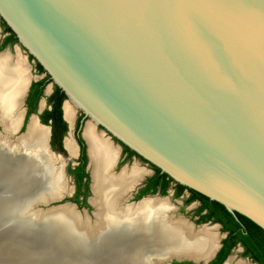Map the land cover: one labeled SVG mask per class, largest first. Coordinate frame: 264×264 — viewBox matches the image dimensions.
Returning <instances> with one entry per match:
<instances>
[{
    "label": "water",
    "instance_id": "obj_1",
    "mask_svg": "<svg viewBox=\"0 0 264 264\" xmlns=\"http://www.w3.org/2000/svg\"><path fill=\"white\" fill-rule=\"evenodd\" d=\"M0 17L51 85L64 93L62 118L65 101L75 113L80 111L71 136L77 153L65 148V136L62 145L75 159L76 136L84 142L92 218L86 211L82 217L74 203L64 200L73 187L67 186L62 155L49 143L50 126L38 117L50 83L24 123L23 102L32 80L25 69L17 107L5 120L8 129L0 124V146L27 153L28 124L35 117L37 124L48 127L45 150L62 163L68 190L54 197L39 192L31 204L37 212L34 220H44L64 205L80 218L94 220L83 135L90 124L111 144L114 138L173 182L264 230V0H0ZM116 162L109 170L113 176L127 168L126 163L115 170ZM138 183L122 194L121 204L145 198L131 200ZM220 245L219 239L204 258L169 256L161 262L174 258L206 264Z\"/></svg>",
    "mask_w": 264,
    "mask_h": 264
},
{
    "label": "bare ground",
    "instance_id": "obj_2",
    "mask_svg": "<svg viewBox=\"0 0 264 264\" xmlns=\"http://www.w3.org/2000/svg\"><path fill=\"white\" fill-rule=\"evenodd\" d=\"M24 79L22 65H10L4 56H0V124L4 130L8 129L5 120L12 117L9 111L17 107V96ZM63 114L69 125L64 146L71 155H75L78 148L71 137L75 112L68 101L63 104ZM48 135V127L37 124L35 117H32L27 134L31 141L24 146L27 153L15 156V150L0 146V181L12 186L16 197H12L15 200L9 204L11 206H6L11 198H0V214L4 216L8 210L9 214L18 211L20 215L29 216L26 223L17 225L29 240L38 234L27 226V222L30 224V218L37 214L31 209V204L37 196L26 198L25 195L35 189L40 167L48 176L44 194L54 197L66 192L61 174L62 163L45 150ZM83 135L88 143L90 156L94 193L91 203L96 207L95 218L93 221L80 218L69 205L53 209L44 219L48 229L45 238L52 237L51 239L55 240L53 245L57 248H66V245L71 244L64 252L70 251V248L78 251L81 255L79 264H88L89 253L97 250L100 253L107 250L110 260L106 264H153L154 258H159L158 262L161 263L162 258L169 256H189L197 259L204 258L209 252L213 253L219 241L216 226L203 225L193 229L181 218L172 219L168 213L174 207L166 196L121 204L122 194L141 180L144 169L133 165L129 169H121L113 176L109 170L117 158L116 148L90 124L85 126ZM7 200L9 201L6 204ZM82 246L83 249L80 250ZM240 259L229 255L223 264H247L245 260Z\"/></svg>",
    "mask_w": 264,
    "mask_h": 264
},
{
    "label": "flooded vegetation",
    "instance_id": "obj_3",
    "mask_svg": "<svg viewBox=\"0 0 264 264\" xmlns=\"http://www.w3.org/2000/svg\"><path fill=\"white\" fill-rule=\"evenodd\" d=\"M0 56H4L7 59V61L10 63V65H16V64L22 65L24 67V75H25V69L26 70L28 69L29 74L32 76V80H31L30 85L26 91V94L24 97V102H23V106L26 108V114L24 117V123H25L27 121L29 115L31 113L36 112V108L38 106L40 98L44 95V90L46 89V86L50 83V80L48 78V75L44 71L39 70L38 63L35 60H33L31 55H29L27 53V51L19 44L14 33L5 24V22L1 19V17H0ZM40 80H43L44 83L43 84L40 83V84L36 85V82H38ZM38 87H42V95L38 98L35 110L32 112H28L30 105L32 104L33 100L35 99V97L37 95ZM53 91H54V85L52 84L51 88L50 89L48 88L46 90L47 94L44 95V97H45L44 106L45 107L43 106L44 108H42L41 112L45 108H49L48 98L53 93ZM40 113H38V117H39ZM39 120H40V117H39ZM73 124H74V122H73ZM75 126H76V123H75ZM50 134H51V131H50ZM111 139H112V146L115 147L117 152L119 153V155L117 156L116 165L114 167L115 170L120 169L126 163H127V169H129L133 165H137V167L144 169V174L140 178L141 180H139V183L137 184L136 189L133 192V196H132L131 200H138L142 197H145V198L164 197L165 194L167 192H169V190H170V196L171 197L169 198L167 195L166 196L168 197V200L173 207H174L173 201H175L176 198H182L181 205L177 206L178 212H176V213L175 212H173V213L169 212L170 217H172V219L184 218L183 220H185L186 222L194 223L195 225L200 224V223H206V222L217 223V222H212L210 220L200 221V216L205 212V210H202L199 213L197 212V209H198L199 204H200L197 199H192L190 201H186L189 197V192L187 190H182L179 194H176L177 191L179 190V188L175 182H172V181L169 182L168 186L165 188V193H163L164 183H163L162 179L159 178L156 181V183L150 182V178L153 177V175L155 174V170L152 167V165L147 163L145 160H143L142 158H140L136 154L130 153V151L126 150L124 148V146L121 143H119L117 140H115L114 138H111ZM115 142L118 143V145L115 144ZM78 157H79V151H78L77 158H75V161H73V162H75V164L70 165V167L74 168L76 165L79 164L78 163ZM65 171H66V175L71 178V184H72L73 189H72L70 195L66 196L64 198V200H68V201L74 203L76 209L79 211V213L82 217L84 216V211H86L88 213V215L91 216L90 218H92L91 211L93 210V207L87 201V198L90 195V192H89L90 177H89V174L86 170V164L83 168V172L87 173V178H86V176L83 175L81 177L79 183L76 182L74 173L68 172L67 169ZM182 206H187V207L189 206L190 207V210L188 211L189 214H187V215L180 214V209L182 208ZM198 227H201V226H198ZM198 227H195V228L192 227V228L196 229ZM220 231H221V225H220ZM221 232H223V231H221ZM223 233H226V232H223ZM224 237H222L220 239V242ZM237 245H239V243ZM232 249H231V251H232ZM231 251H230V253H231ZM242 251H243V248H242ZM230 253L228 255H230ZM216 254H217V252H216ZM216 254L206 264H214V263H212V261L216 258ZM239 257L242 258L243 261L245 260L244 262H246L247 264H252V263L258 264V262L254 261L251 257L242 255V252L239 254ZM158 259L159 258H154L153 264H161L162 262L161 263L158 262L159 261ZM162 264H164V263H162ZM169 264H203V263L202 262L194 263V262L188 261V260L177 261L176 259L173 258L170 260Z\"/></svg>",
    "mask_w": 264,
    "mask_h": 264
},
{
    "label": "trees",
    "instance_id": "obj_4",
    "mask_svg": "<svg viewBox=\"0 0 264 264\" xmlns=\"http://www.w3.org/2000/svg\"><path fill=\"white\" fill-rule=\"evenodd\" d=\"M40 71H43L42 67L38 64ZM44 83L43 80L36 82V85ZM42 95V87H38L37 95L30 105L28 112H32L36 108V103L38 98ZM64 93L54 85V91L48 98L49 108H45L40 114V120L42 123L50 126V140L49 143L54 151L58 153H65V149L62 145V138L67 132V123L62 118V109L61 105L65 99ZM79 118L76 121L75 129L79 125ZM77 143L79 145V157L78 165L74 168L68 166V172L74 173L76 182L79 183L81 177L84 175L87 178V173L83 172V168L86 164L87 157L85 154V145L80 136H76ZM123 145V144H122ZM124 148L130 153L135 154L127 146L123 145ZM155 174L150 178V182L156 183L160 178L164 183L163 193H165V188L168 186L169 182L173 180L163 172L153 166ZM179 190L176 194H179L182 190H187L189 192V197L186 201L192 199H197L199 201V207L197 212L199 213L202 210L205 212L200 216V221L210 220L212 222H217L221 225V231L226 232L225 237L221 240V246L217 251L216 258L212 261L214 264H221L222 261L230 253L231 249L236 246L238 243L243 248L242 255L251 257L254 261H257L258 264H264V230L251 221L249 218L237 214L238 219L234 217L226 208L213 200H210L206 196L186 188L185 186L176 183Z\"/></svg>",
    "mask_w": 264,
    "mask_h": 264
},
{
    "label": "rangeland",
    "instance_id": "obj_5",
    "mask_svg": "<svg viewBox=\"0 0 264 264\" xmlns=\"http://www.w3.org/2000/svg\"><path fill=\"white\" fill-rule=\"evenodd\" d=\"M51 85V83H50ZM45 107V106H44ZM43 107V108H44ZM75 112V111H74ZM80 116V111L77 110L75 113V119L74 123H76L78 117ZM75 125V124H74ZM68 129V127H67ZM69 131V130H68ZM73 133V128H72ZM100 134V133H99ZM68 132H66L65 137H67ZM115 144L118 145V143L115 142ZM0 147V151H1ZM56 152V151H55ZM58 153V152H56ZM15 156H22L24 154H20L13 152ZM63 157V161L65 162V170L68 168V166L72 165L73 161L75 159L72 156H69L67 152L60 153ZM44 169L40 167L39 175H38V182L34 190H31L30 192L26 193V198H33L35 197L39 192L46 190L47 188V174H44ZM67 186L70 187L71 184V178L67 176ZM67 189V188H65ZM15 190L12 188V186L6 185L5 182L0 181V198H11L6 201V206H11V204L15 200ZM68 192V190H66ZM165 195H167L169 198L170 196V190ZM15 197V198H12ZM182 198H176L175 201H173L174 208L171 210V212H178V207L181 205ZM2 209H0L1 211ZM190 207L188 206H182L180 209V214L187 215L189 214ZM29 217V216H27ZM26 216H23L20 213H14L11 212L10 214L4 213V216L0 214V264H79L80 263V253L76 251L75 249L70 251L64 252V249H68L71 247V244L68 246L66 245V248H62L58 246L59 248L55 247L53 244L55 243V240L49 238L45 234L48 231L47 224L44 220L37 221L33 218H30V224L27 222V226L30 227L33 231H36L38 234L33 239L25 238L24 237V231L20 230L17 225L21 223H26L29 219ZM20 220L24 222H20ZM21 226V225H20ZM216 231L219 234V239L222 238V233L220 231V227L216 226ZM50 234V233H49ZM95 238L90 240L91 242L94 241ZM52 244V245H51ZM53 246V247H52ZM74 248V246H72ZM83 249V246L79 249ZM106 248H104L105 250ZM107 250L100 253L97 251H91L89 254V263L88 264H106L109 259ZM242 252V248L239 245H236L230 255L234 256L235 259H240L239 254ZM52 254V255H51ZM51 258V259H50ZM50 259V260H49ZM75 259V260H74ZM26 260V261H25ZM63 260V261H62ZM241 260V259H240ZM20 261V262H19ZM22 261V262H21ZM79 261V262H78Z\"/></svg>",
    "mask_w": 264,
    "mask_h": 264
}]
</instances>
